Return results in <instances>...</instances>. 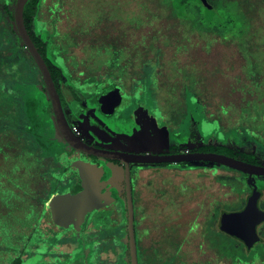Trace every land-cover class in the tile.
<instances>
[{
	"label": "rangeland",
	"instance_id": "374dc122",
	"mask_svg": "<svg viewBox=\"0 0 264 264\" xmlns=\"http://www.w3.org/2000/svg\"><path fill=\"white\" fill-rule=\"evenodd\" d=\"M49 7L54 10V25L59 30V34L51 30V34H55L54 41L61 42L62 51L71 60L78 61L70 62L74 65L72 69L94 74L108 59L111 64L116 62L124 68L131 67L134 90L154 92L158 86L157 92L164 104L176 96V111L181 118L178 131L183 141L188 142L192 137V144H189L192 147L195 144L207 146L212 151L247 161L257 160L264 165V0H52ZM4 21L6 39H9L7 19ZM51 34L47 38H51ZM152 74L153 80L150 79ZM14 76L12 71L5 74V91L0 90L2 96L15 92ZM81 77L84 79L86 74ZM69 81L74 86L81 85ZM87 82L82 80L83 87L88 85ZM37 91L46 100L39 86ZM23 117L25 122L26 116ZM5 137L3 130L0 137V192L6 189L5 196L11 204L0 201V264L12 262L17 257H21V264H65L69 260L65 244L71 241V235L66 233L75 221H62L70 218L75 210L70 198L81 201L77 196L75 177L65 161L63 167L55 166L52 173L31 168L25 175L21 160L15 159V154L8 158L6 149L10 140ZM16 142L15 148L19 150V138ZM191 165L196 168L193 174L197 175L192 176V184L202 191L192 203L193 213L185 212L181 218L183 237L177 249H182L186 238L183 244L185 258H180L186 259V264H264V222L258 227L262 240L253 248H247L218 227L217 217L216 222L214 219L205 224L211 204L205 193L209 178L204 175L219 164L194 161ZM220 170L222 174L216 177L218 181L214 180L208 190L217 194L219 190H228L227 187L220 188L226 184L232 189L226 196L229 200H234L233 193L241 198L225 204L224 208L237 209L246 200L243 196L252 192V184L243 173L240 178L225 166ZM166 172L172 178L171 172ZM216 174L214 171L213 175ZM51 175L56 179H46ZM172 179L189 183L188 176L183 174L180 177L173 175ZM254 181L264 193V176H255ZM60 197L67 199L56 200ZM58 201L61 202L51 206ZM259 205L264 210V195ZM215 213L218 215L219 208ZM47 216L50 221L40 225ZM190 216L192 222H196L192 224L193 231L185 236L189 225L184 222H191ZM76 217L81 225L82 215ZM36 221L39 228L33 224ZM127 224L125 218L115 219L100 229L87 231L90 234L86 239L102 241L95 246L96 253L91 262L123 264L126 259V264H130ZM43 231L46 234H42ZM135 231L139 264H165L172 260L167 258L168 255L154 256L153 248L142 246L137 222ZM156 231H151V235ZM166 239L171 242L168 236ZM82 240V237L78 240V236L72 240L76 244V255L84 250L80 247ZM61 241L64 243L61 244L63 255L55 257L59 250L53 244ZM149 241L145 237L142 242ZM50 242L55 247V254L49 252ZM231 246L236 248L231 249ZM4 254H8L7 260L3 259ZM81 259L82 256L80 262Z\"/></svg>",
	"mask_w": 264,
	"mask_h": 264
},
{
	"label": "flooded vegetation",
	"instance_id": "af4514ba",
	"mask_svg": "<svg viewBox=\"0 0 264 264\" xmlns=\"http://www.w3.org/2000/svg\"><path fill=\"white\" fill-rule=\"evenodd\" d=\"M16 1L10 6L13 17ZM51 1L39 0L37 6V0H28L24 7V22L32 40L50 69L65 116L73 132L89 146L112 151L154 155L199 151V147L202 146L198 144L193 147L190 146L189 144H192L193 138L189 137L188 142L186 140L183 141L184 139H182V135L178 131L181 118L178 117L179 112L176 111L177 105L175 106V104L177 100L175 95H173L172 99H169L167 104H164L159 96L160 92H157L158 86L154 88V92H142L140 89L134 90V86L131 84L133 82L132 68H124L120 66L122 64L116 62L111 64L109 59L98 66L99 70L94 74L86 73L85 70L72 69L74 65L71 66V63L74 64V62L78 61L71 60L67 53L65 54L62 51L61 42H53L51 39L53 38L51 30L59 31L57 25H54V10L49 7ZM0 2V90L5 91V74L8 71H12L15 74L13 79L14 94H18L21 99L28 103H34L37 97H41L39 100L47 116V118L43 116L45 128L47 127L46 136L56 141L59 148L68 155L66 166L73 177H75V188L78 189L77 192L79 193L77 196L81 198V201L77 200L78 205H75L77 209L73 211L70 218H67L73 222L75 221V223L69 232L66 233V235H71V241L65 244L68 249L65 254L69 257V260L64 263L95 264L91 262V258L96 253L95 246L102 243V241L93 239L92 242L86 239L87 235L90 234L87 231L91 232L93 229H100L115 219L125 218L128 223L126 164L121 160L78 151L61 139L52 102L41 72L40 75L43 81L39 84V87L45 94L46 100L37 94L38 86L34 80L38 76L37 70L39 68L18 32L15 17L11 28L17 32V37L21 41L12 44V41L6 39V24L4 20H6L7 2L6 0H0ZM28 3H30L29 6H34L32 10L26 8ZM6 23L9 25L8 21ZM49 34H51V38L48 37V39L47 36ZM7 58L14 61L7 64ZM6 64L7 67H5ZM107 65L110 67L105 68ZM83 73L86 74L84 79L81 77ZM154 75L157 80L156 74ZM153 77V74L150 75L151 80H153ZM68 78L81 85H72ZM85 79L88 81V85L83 87L81 82ZM112 85H116L119 88V92H106L109 87H113ZM113 90L115 91V88ZM176 93L178 94V92ZM3 102L4 96L0 93V103L3 104ZM23 123V121L20 122L21 127H23ZM83 160L86 161L84 165ZM252 163L263 165L257 160ZM191 164L192 162H131L129 164L130 190L134 208V229L137 222L143 247L146 249L153 248L154 251L152 253L154 256L162 258V256L168 255L167 258L173 257L175 264H186L188 262L184 259L185 252H183V244L186 237L182 242V249L180 247V253L177 254L180 250L177 249L180 238L183 237L181 230L184 226L181 218L185 215V212L190 215L193 213L191 209L192 203L195 202L198 192L202 191L197 188V185L192 184V176L196 177L197 175L193 174L192 171L196 170V168ZM221 166L224 165L215 166V169L212 167L204 175L209 178L210 184L205 186V193L211 204L210 212L204 222L205 224L211 223L210 220L214 222L213 220L217 217L218 227H220L223 215L227 212L243 209L247 198L252 193L250 192L243 196L246 200L241 207L234 210H226L224 208L225 204L236 201L241 196L237 197L232 192L235 198L233 201L229 200V197L226 196L229 195L232 189L224 183L220 188L227 187L228 190L226 191L219 190L217 194H214L213 191L208 190L210 185L213 186L214 180L218 181L216 177L222 174ZM31 168L37 169V163L32 161ZM166 171L171 172L172 178L173 175L180 177L183 174L188 176L189 183L185 184L181 179L173 181ZM214 171H217L216 176L213 175ZM231 171L241 178V173L243 172L234 169H231ZM243 174L250 180L254 188V185H256L254 181L255 175L250 177L249 174ZM257 188L259 189L258 186ZM5 192H0V201L3 203L6 199ZM151 193L154 194L152 197L156 198V200L150 197ZM263 195L264 193L262 192L260 199ZM70 200H76V198H70ZM200 204H203V201ZM181 208H184V210L182 211ZM218 208L219 213L217 215L215 210ZM77 212L79 216L82 215L83 223L81 225L78 223L79 218L76 217ZM189 221L191 222H184L185 225H189L187 230H185V236L193 231V225L196 222L195 220L192 222V216L189 217ZM77 227H80L78 228L79 232ZM154 230L157 231L152 236L151 231ZM259 235L262 238L260 233ZM76 236H78V240L81 237L83 238V244L80 247L84 249L77 255L74 253L76 244L72 241ZM166 236L172 243H168ZM145 237L150 240L148 243L142 242ZM62 243L61 241V243L53 244L59 250L55 257L63 255L64 248L61 249ZM50 244L49 252L53 251V254H55V247H52V242ZM127 246L129 252V241ZM80 247H77V249ZM106 254L109 255L107 251ZM126 263V259H124L123 264ZM129 263L131 264V261Z\"/></svg>",
	"mask_w": 264,
	"mask_h": 264
},
{
	"label": "water",
	"instance_id": "95a60500",
	"mask_svg": "<svg viewBox=\"0 0 264 264\" xmlns=\"http://www.w3.org/2000/svg\"><path fill=\"white\" fill-rule=\"evenodd\" d=\"M28 0H17L15 4L14 17L18 32L35 60L46 85L49 97L52 102L53 111L55 114L58 131L62 140L67 142L72 148L89 154H95L102 157L121 160L126 164V183H127V202H128V233H129V252L131 264H138V253L136 246V237L134 229V208L129 181V164L137 163H152V162H194L206 161L219 165L227 166L231 169L249 174L250 177L264 176V165L255 164L247 160H243L234 156L215 151H195V152H180L173 154H137L122 151H112L107 149H99L84 143L73 132L67 118L65 116L61 99L56 89L50 69L32 40L25 22H24V7ZM109 87L106 92H119L116 85ZM115 88V91L113 90ZM117 90V91H116ZM86 161L83 160V165ZM88 162V161H87ZM82 165V167H84ZM90 165V163H88ZM262 191L254 185L252 193L247 198L246 205L243 209L233 212H227L222 217V227L226 233L236 239L242 241L247 248H253L256 243L262 238L258 233V225L264 221V210L259 205V200Z\"/></svg>",
	"mask_w": 264,
	"mask_h": 264
},
{
	"label": "trees",
	"instance_id": "16d2710c",
	"mask_svg": "<svg viewBox=\"0 0 264 264\" xmlns=\"http://www.w3.org/2000/svg\"><path fill=\"white\" fill-rule=\"evenodd\" d=\"M15 0H6V19L9 22V25L7 27V32L10 33L9 40L12 41V44H16L17 41H21V39L18 37L17 32L11 28V24H13L14 17L13 12L10 9V6L14 3ZM37 0V6H38ZM59 2L60 0H56ZM205 1V0H204ZM30 3H28V6L26 8L32 10L34 6H29ZM38 9V7H37ZM58 10V9H57ZM56 34H59V31L55 30ZM55 35V34H53ZM52 39V38H51ZM54 42V38L52 39ZM14 60L6 59V63L10 64ZM38 76L34 81H36L37 86H39L40 83H42L40 71L37 70ZM29 81V80H27ZM40 98H36L34 103H28L25 102L23 99L20 98V96L17 94H11L8 93L4 96V102L1 105L0 103V130H5V134L7 139L10 140L7 153H9L7 156L10 158V155L15 154V159L18 158L21 160V167L23 169V173L27 175L29 172V169H31V162L34 161L37 163V170L52 173L54 170L53 168L57 166L58 164L63 167L65 164L68 163V155L59 148V146L56 144V141L51 140L48 138L47 131L45 128L44 120L43 118L46 117V113L43 111L44 107L42 106ZM44 112V113H43ZM26 116V121L23 123V127H21L20 122L24 121V117ZM44 116V117H43ZM2 131L0 132V137L2 134ZM19 138L18 146L19 150H17L15 147V144L17 143L16 140ZM32 147V148H31ZM7 148V147H3ZM17 153H16V150ZM199 151H212L207 146L199 147ZM238 157V156H235ZM58 161V162H57ZM250 161V160H249ZM2 162V161H1ZM254 162V161H250ZM11 160H9L8 165H10ZM65 164V165H66ZM53 169V170H52ZM42 172V173H43ZM39 173V174H42ZM41 177L38 176V178ZM45 178L44 176H42ZM46 178H52L56 179L55 176L51 175L50 177ZM40 180V179H39ZM59 180V179H58ZM57 180V181H58ZM9 190V189H8ZM6 189H1V192H5ZM6 193V192H5ZM11 195V192L9 193ZM66 198V197H64ZM7 199V197H6ZM4 204H11V202H8V199ZM6 207V206H5ZM7 208V207H6ZM23 212V210L20 211V213ZM220 228L223 230L222 223H220ZM243 243V242H242ZM244 245V243H243ZM245 246V245H244ZM235 246H231V249H235ZM7 249V248H6ZM9 249V248H8ZM3 259L7 260L8 254L3 255ZM6 264H21L22 259L21 257L14 258V260L11 261H4ZM175 260L172 257V260L165 264H175Z\"/></svg>",
	"mask_w": 264,
	"mask_h": 264
},
{
	"label": "crops",
	"instance_id": "0c3cea01",
	"mask_svg": "<svg viewBox=\"0 0 264 264\" xmlns=\"http://www.w3.org/2000/svg\"><path fill=\"white\" fill-rule=\"evenodd\" d=\"M20 160H22V159H20ZM30 186V185H29ZM17 192V190L16 189H14V193H16ZM60 199H67V198H64V197H60V198H57L56 200H60ZM62 201V200H61ZM61 201H58V202H54V203H52V205L51 206H54L55 204H57V203H60ZM73 203H74V206L76 205H78V203H77V200H71ZM76 206H75V209H77L76 208ZM48 209V208H47ZM46 209V210H47ZM75 211V210H74ZM79 213L77 212L76 213V216L78 215ZM68 219L67 218H65L62 222H66ZM44 221H47V222H49L50 220H49V217L47 216L46 218H44V220L42 221H40V222H42L40 225H42L43 224V222ZM33 224H35L36 226H38V228H39V223L36 221V222H33ZM40 229H43L42 227L40 228ZM59 231V230H58ZM42 234H46L44 231H43V233ZM44 236V235H43Z\"/></svg>",
	"mask_w": 264,
	"mask_h": 264
}]
</instances>
